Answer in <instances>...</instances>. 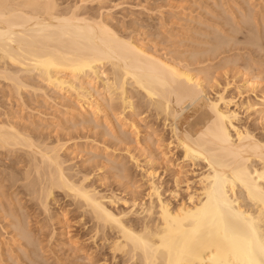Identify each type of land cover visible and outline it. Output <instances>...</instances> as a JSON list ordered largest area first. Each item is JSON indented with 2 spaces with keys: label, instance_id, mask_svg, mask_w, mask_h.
Segmentation results:
<instances>
[{
  "label": "bare ground",
  "instance_id": "1",
  "mask_svg": "<svg viewBox=\"0 0 264 264\" xmlns=\"http://www.w3.org/2000/svg\"><path fill=\"white\" fill-rule=\"evenodd\" d=\"M56 1L58 0H0V79L10 82L12 88L9 89L20 95L28 85L24 82L27 78L23 79L20 73L22 70L34 72L38 84L52 89L61 96L59 99L64 98L65 93L72 94L80 104V109L87 108L90 110L89 114L94 115L107 110L106 99L110 103L115 94L113 91L118 93L123 110H133L128 85L141 96L147 105L146 110H153L155 116L164 118L163 124L169 126L171 140L163 144L160 136L151 130L154 136L151 141L158 150V153L155 151V158L145 153L142 162L130 154V159L142 171L141 178L146 184L147 198L144 200L141 195L143 199L137 197L141 201L136 200L135 196L128 200L114 194L100 193L93 185L86 183L89 178L87 174L75 179L77 174L73 177L72 173H68L66 161L61 156L64 150L62 143L56 142L49 146L46 144L48 140L41 143L35 138L36 141L30 133L23 132L12 121L0 120V148L12 152L21 150L29 157L28 162L24 161L28 167H25L26 173L23 172V175H26L23 177L28 179L32 173L33 177L26 180L27 183L23 186L36 197L38 204L42 206V214H49L47 211L49 212L48 206L51 204L48 205V199L50 196L53 199L54 189L64 192V196L73 199L70 202L75 201L72 204H75V208L78 206L79 212L83 211L89 216L94 232L92 238L99 232L102 233H99L103 238L101 242L104 240L103 244H106L104 246L114 262L118 259L116 257L121 256L126 264H264V139L240 122L238 111L233 108L237 106L236 102L224 93L226 87L218 90L216 85L219 83L216 84L217 80H213L216 78L213 75L211 79L206 77L210 76L207 72L209 66L205 65L206 70L201 67L202 63H206L205 60L196 59L195 54L190 55V62L195 59L194 62L202 68L200 70L196 68L197 64L193 63V67L187 60L184 64L183 60L155 53L133 35L119 33L106 17L80 14L77 11L80 7L77 5L73 8H68V5L63 9ZM262 7L259 10L261 12L262 9L264 11V2ZM244 16L247 18V15ZM253 30H248L250 35L254 34ZM256 30L258 29L254 32ZM256 35L254 37L257 39ZM249 39L251 40V36ZM219 42L215 46L224 43ZM252 42L257 45L259 41L255 42L252 38ZM252 42L250 43L253 45ZM258 45H261L260 42ZM216 49L215 47L214 50ZM209 60L207 59V63ZM251 62L249 73H257L252 72V76H247L249 73L246 67L247 71L243 70L244 81L237 86L239 91L244 86L257 88L264 81V70L262 74L258 71L261 66L258 64L264 65V61L257 64ZM13 64L21 66L19 73V68L16 71L7 68V65ZM106 64L109 65L111 80L104 72L106 69H103ZM212 65L213 63L211 67ZM263 67L261 68L264 69ZM98 80L104 82L102 86L107 96L105 93V96L99 94ZM37 87L36 85L31 89L37 90ZM214 87L217 90L211 91L212 94L215 93L209 96L212 94L208 93L210 91L207 88L213 90ZM40 88L37 92L42 91ZM261 93L257 103L259 107L255 109L256 107H252L255 104L247 103L246 109L254 108V113H259L260 120L264 123V90ZM117 115L113 114L119 126L127 122L129 129L135 134L136 143H139L140 131L136 117L131 120L124 118V115ZM172 148L181 151L180 163L170 160ZM157 160H162L166 168L172 170L175 188L169 192L167 190L170 197L164 195L160 180L156 178L153 165ZM199 165L201 170L193 174L196 180H191L190 173H194V167ZM194 181L196 187L192 185L194 188L190 190V184ZM182 185H185L187 196L177 201L175 199ZM137 187L131 184V192L135 193ZM171 198L177 202L176 205L172 204L174 200L171 201ZM118 202L125 207L114 211L115 208L112 209L109 204ZM130 215L141 217L139 227L133 224L137 226L134 227L127 220L128 216V219L131 218ZM81 216L83 218L84 215ZM20 219L17 229L23 237L28 238L29 230L25 225L24 229V223L21 224ZM67 227L62 229L67 232Z\"/></svg>",
  "mask_w": 264,
  "mask_h": 264
},
{
  "label": "rangeland",
  "instance_id": "2",
  "mask_svg": "<svg viewBox=\"0 0 264 264\" xmlns=\"http://www.w3.org/2000/svg\"><path fill=\"white\" fill-rule=\"evenodd\" d=\"M56 2L63 9L67 8L68 5V8H73V6L77 5L78 8L80 7L77 11L83 15L87 14L94 17L99 15L106 17L105 19L114 26L119 33L129 36L133 35L155 53L165 54V56L167 55V57L176 60H183L184 64L187 60L191 65H193V63L194 65L197 64L194 62L195 59L190 62L192 59H190V57L194 54V56L197 57L196 59L205 60L204 62L206 63H202L204 67H201L206 70V66H209L208 68L211 72L210 73L207 69L210 76L207 74L208 76L206 77H210V79L212 77L216 78L213 80H217L215 81L216 84L219 83L216 85L218 86L217 89L219 88L218 90L221 88L223 89V86L226 87L224 93L227 97H232L233 101L236 102L237 106H233V108H236L238 111L239 117L241 118L240 122L248 126L249 129H253L254 131H252L256 136L260 135L258 137L264 139L263 120H260L261 115L259 116V113H254V108L256 107L255 109H257L259 107L257 103L260 101L261 92L264 90V81L260 83L261 86L259 85L257 88L254 87V89L244 86V88L242 87L239 91L237 87L244 81L243 70L247 71L248 69L249 73L251 61L256 62V64L263 63L264 61V39H262L264 38L262 36L264 34V32L262 33L264 30V11L263 9L262 12L259 11L263 8V0H58ZM260 5L261 7H258ZM250 14H252V16ZM253 14L256 16L254 17ZM244 15H247V18H245ZM244 19H247L245 22L246 24L244 23ZM248 20L250 22H248ZM249 27L254 30L258 29L256 30L257 32L255 31L257 35L254 30L252 31L254 34L250 35L251 32H248V30L251 31V29ZM234 28L236 30H234ZM261 28H263L262 31ZM258 31L261 32L258 33ZM255 35L257 39L254 37ZM250 36L251 40L249 39ZM217 37H220L219 39L222 41ZM224 37L226 38L224 39ZM252 38H254L255 42L258 40L261 45H258L259 42H257V46L256 43L252 42ZM218 42H224L225 45L222 43L220 46H215ZM250 42H252L253 45ZM215 47L217 48L216 50H214ZM255 47H259L262 50L258 48L257 51ZM207 49L210 51L213 50L210 52L209 50L206 51ZM249 58L254 59L250 61ZM207 59H210L209 63H207ZM256 59L260 61L258 62ZM226 61L228 63H226ZM246 62L249 63L245 65ZM0 63L2 64V62ZM212 63L213 65L211 67ZM231 63L235 64L232 65ZM239 63L241 66L238 65ZM194 65L193 67L196 66L197 69L201 68L199 64H197L198 67ZM258 65H261L258 71L262 74L264 69L261 67L264 65ZM9 67L13 71L19 68L17 70L18 73L21 70L19 64H13L12 66L7 65L8 69ZM105 67L103 68L106 69L104 72L107 73V77L111 80L112 76L108 71L109 65L106 64ZM252 72L254 74L257 73V71H251V74L247 72L244 73H247V76L250 77L252 76ZM20 74H22L20 75L21 77H24L23 79L27 78L24 80L26 84L32 87H36L37 85L39 88L41 86L42 91L37 92V90H39L38 87L37 90L36 88H33V90L31 89L32 87L26 85L27 87L22 90L24 92L21 91L19 95L11 91L12 89H9L12 88L10 82L0 79V120L12 121L17 124L23 132L26 131L30 133L29 135H32L31 137H34V140L38 139L41 143H46L44 141L48 140L46 144L49 146L56 142L62 143L64 150L61 152V156L66 161V171L72 173L73 177L77 174V176L75 175L74 177L75 179L87 174L89 178L86 183L88 185H93L100 193L106 195L114 194L117 197L126 198L128 200L134 196L136 200L139 201L143 198L144 200L147 198L145 196V191L147 190L145 188L146 184L143 178H141L142 171L136 167L135 163L130 159V154L134 155L137 159L139 158L138 160L142 162L146 154L155 158L158 150L154 147L155 145L153 146L154 142L152 141L154 138L152 137L154 136L152 131L154 130L155 134L160 136L163 144H167V142L171 140V134L169 132V126L163 124L164 118L162 116H159V118L154 115L152 112L153 110H146L148 109L147 105L143 102L141 96L136 93V90L131 89V87L127 85L131 101L133 102V110H129V108L123 110V106L120 104L121 101H119L118 98V93L113 91L115 93L113 94L111 92V95L113 94V99L110 103L107 99V103L105 102L107 110L96 114V116L92 113L89 114L90 110L88 109V111L87 108L80 109V104H78L75 96H71L72 94H69V96L65 93L64 95L66 98L59 99V97H61L58 96L59 94L50 88L47 89L44 84H38L39 81L35 80L36 77L34 72H23L22 70ZM202 75L204 76L205 74ZM103 77L105 80V76ZM102 82L100 80L97 81V89L101 96H105L103 94L105 93V89H103ZM214 88L213 90L207 88V91H210L208 93L212 94L211 91L217 90L216 87ZM214 93L215 92L209 96H213ZM105 94L106 96L108 95L107 92ZM247 103L250 105L255 104L252 106L254 108L250 107L246 109ZM113 114L124 115V118L131 120L135 119L134 116L136 117L137 123L139 124L138 131L140 132H138V136L140 144L136 143L135 134L131 132L127 122L119 126ZM92 115H94V117ZM109 120L111 126L110 123H108ZM139 120L142 123L139 122ZM145 138L149 140L148 142H151L152 145L144 141L146 140ZM178 150L177 148H172L169 153V158L172 162L180 163L182 161L180 157L181 151ZM10 151L9 149L4 150L0 148V264H126L121 256L116 257L118 259H116L117 261L115 260V262L111 259V254L107 247L104 246L106 244H103L104 240L101 242L103 239L102 235H100L102 234L101 232H99L100 234L98 233L99 237L95 235L96 237L94 238L93 236L92 238L94 232L92 223H89V216L83 211L79 212L78 206L75 208V204H72L75 203V201L72 202V198L64 196V192L54 189L52 194L54 196L53 199L52 196L49 197L50 200L48 199V205L51 204L48 206L50 209L47 213L49 214H45L46 212H44L45 215H43L42 206L38 204L36 197L31 194L29 189L23 186L27 183L26 180L33 177V173L28 179L23 177L26 175H23V172L26 173L25 167H28L26 164L29 157H26L25 152H21V150H18V152L17 150L13 152ZM186 168L188 169V167ZM153 169L156 172L157 180H160L162 192L164 195L166 194L165 196L170 197L168 192L175 188L172 181V170L166 168L162 160H157L153 165ZM194 170V173H190L191 180H196L193 174H196V172L198 173V171L201 170V166H195ZM16 178L18 179L15 180ZM19 180L24 183L19 182ZM15 183L17 185H15ZM19 183H21L22 186ZM194 183L195 181L193 183L191 182L190 190L196 187V183ZM131 184L138 186L135 189V193L131 192ZM192 185H194V187H192ZM26 190L29 192L28 194ZM178 192V198L176 197L175 200L179 201L186 198L187 191L185 190V185L180 186ZM137 197H141V199ZM33 198L34 201L32 202ZM71 199L72 201L70 202ZM172 199L174 200V198H171V201ZM175 200L174 202L172 201L173 205L177 204ZM109 206L112 209L115 208L114 211H118L125 207L120 202L113 205L109 204ZM60 213H62V215ZM81 215H84L83 218ZM11 216H15V218ZM133 216L134 215H130V219H128V216L127 220L131 221L132 225L135 224L139 227L142 222L141 217ZM19 219L20 223H24L23 226L25 225L26 229L29 230V232L25 230L27 231L28 238L23 237L22 234L19 233V229H17V222ZM28 223L29 225H26ZM60 223L65 227L68 226L66 228L67 232L64 231L65 227ZM135 225L133 226L137 227ZM62 230L64 231L63 233ZM65 235L67 236L65 237ZM109 235L110 233L107 237ZM33 236L34 238H31ZM48 237H52V239ZM68 237L69 239H67ZM91 239H93L94 242ZM72 240L74 241L70 242ZM31 243H33V246ZM85 258H88V260ZM119 260H121V262Z\"/></svg>",
  "mask_w": 264,
  "mask_h": 264
}]
</instances>
